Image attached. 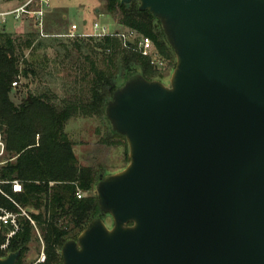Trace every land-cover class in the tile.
I'll list each match as a JSON object with an SVG mask.
<instances>
[{"label": "water", "instance_id": "95a60500", "mask_svg": "<svg viewBox=\"0 0 264 264\" xmlns=\"http://www.w3.org/2000/svg\"><path fill=\"white\" fill-rule=\"evenodd\" d=\"M120 1L152 13L176 63L107 100L129 162L100 174L58 264H264V0Z\"/></svg>", "mask_w": 264, "mask_h": 264}, {"label": "trees", "instance_id": "16d2710c", "mask_svg": "<svg viewBox=\"0 0 264 264\" xmlns=\"http://www.w3.org/2000/svg\"><path fill=\"white\" fill-rule=\"evenodd\" d=\"M106 10L126 29L150 37L167 69L175 67V53L152 13L140 10L137 2L127 8L120 0H107ZM46 33L41 37L33 29L21 34L0 30V130L10 154L0 166V181L23 209L36 210L29 213L35 225L20 215V229L11 238V251L21 249L17 264H23L36 228L45 243L44 264H58L63 244L77 238L98 211L95 185L105 169L79 163L66 124L79 117L105 118L107 100L130 72L140 71L148 79H161L163 72L137 49L138 39L124 45L116 35ZM21 76L39 82L17 104L11 92ZM111 133L110 138H124ZM14 179L23 183V192L12 191L8 181ZM78 189L86 195L78 198ZM0 206L22 213L1 192Z\"/></svg>", "mask_w": 264, "mask_h": 264}, {"label": "rangeland", "instance_id": "374dc122", "mask_svg": "<svg viewBox=\"0 0 264 264\" xmlns=\"http://www.w3.org/2000/svg\"><path fill=\"white\" fill-rule=\"evenodd\" d=\"M4 1L0 0V4ZM52 7L46 9L45 14V32H60L67 33L64 36L74 37L76 35L83 36L84 32L94 31V22H99L101 28L106 26L109 32L127 30L119 23L118 17L110 14L106 10L107 0H49ZM36 3L30 8H36ZM37 19L25 17L21 21L16 20L14 15H9L5 23H0V30L21 34L28 30L39 31L36 25ZM3 28V29H2ZM85 36V35H84ZM46 37V36H41ZM48 53L53 55V49H48ZM30 50H26L28 56ZM167 69V68H166ZM162 70L161 80L169 81V77L173 69ZM122 81V80H121ZM38 79L29 77H19L18 85H13L11 97L15 103L19 104L29 91L38 86ZM56 89L57 86H56ZM59 90V89H58ZM71 139L74 141V150L81 165L100 166L105 169V173H113L121 170L128 164L129 148L124 138L111 137V129L104 118L102 117H79L71 119L65 127ZM0 137L3 138V133L0 130ZM106 140L111 141L106 142ZM112 141H121L120 144H114ZM6 145V142H5ZM10 157L7 149L0 156V166L7 162ZM2 185V184H1ZM29 214L31 211H36L33 208H24ZM107 221L112 224L110 218ZM41 231L36 228L33 241L30 243L29 250L24 254L23 264H44L38 263L45 251V243L41 236ZM46 254V251H45ZM47 255V254H46Z\"/></svg>", "mask_w": 264, "mask_h": 264}, {"label": "built area", "instance_id": "2783aa9c", "mask_svg": "<svg viewBox=\"0 0 264 264\" xmlns=\"http://www.w3.org/2000/svg\"><path fill=\"white\" fill-rule=\"evenodd\" d=\"M36 3V8H30L32 4ZM51 3L49 0H28L22 5L13 8V9H7V10H0V23H5L7 20V17L9 15H14L16 20L21 21L25 17H31L33 15L37 21L36 25L39 29V33L41 36H48V34L45 32V14L46 9L50 8ZM101 26L99 22L94 23V31L91 33H87L84 35H93V36H105V35H116L120 39H122L124 45H127L128 42H132L138 39V45L137 49L145 56L149 57L151 59L152 64L157 66L159 69H166L167 62L160 57L159 52L153 42V40L144 35H140L138 31L134 29H127L124 31H115V32H109L106 27H103L100 29ZM19 80H16L13 82V85H18ZM6 145L5 142L0 137V156H2L5 153ZM3 182L0 181V192L3 193L7 198L12 200L16 205H18L22 209V213L19 214L17 212H14L12 210H9L8 208L4 206H0V256H6L10 251V245H11V238L18 232L20 229V221L19 217L20 215H24L28 217L32 223L35 225V221L31 218V216L15 201L12 195L5 192L1 186ZM8 183L11 185L12 191L14 193H21L24 190L23 183L19 179H14L11 181H8ZM78 198H82L86 195L85 192L78 189L76 193ZM46 259L45 251L42 252L41 258L38 260V263H43Z\"/></svg>", "mask_w": 264, "mask_h": 264}, {"label": "crops", "instance_id": "0c3cea01", "mask_svg": "<svg viewBox=\"0 0 264 264\" xmlns=\"http://www.w3.org/2000/svg\"><path fill=\"white\" fill-rule=\"evenodd\" d=\"M26 1L28 0H11V1H4L0 4V10H7V9H13V8H16L20 5H22L23 3H25ZM52 7V5L50 6ZM50 9V8H49ZM48 9V10H49ZM48 13V11L46 12V14ZM96 22V21H95ZM94 22V23H95ZM106 27V26H105ZM93 31H87V32H84V33H91Z\"/></svg>", "mask_w": 264, "mask_h": 264}]
</instances>
